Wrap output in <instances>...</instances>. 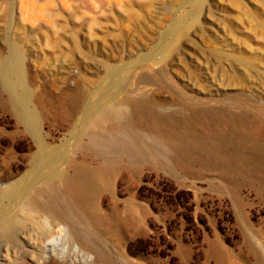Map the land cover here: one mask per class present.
Wrapping results in <instances>:
<instances>
[{"label": "rangeland", "instance_id": "rangeland-1", "mask_svg": "<svg viewBox=\"0 0 264 264\" xmlns=\"http://www.w3.org/2000/svg\"><path fill=\"white\" fill-rule=\"evenodd\" d=\"M79 168L81 202L57 176ZM10 187L11 214L48 211L14 226L34 249L0 235V264L42 262L61 227L46 264H82L70 228L97 264H264V0H0Z\"/></svg>", "mask_w": 264, "mask_h": 264}, {"label": "bare ground", "instance_id": "bare-ground-1", "mask_svg": "<svg viewBox=\"0 0 264 264\" xmlns=\"http://www.w3.org/2000/svg\"><path fill=\"white\" fill-rule=\"evenodd\" d=\"M20 14L24 19L28 20V22L29 21L30 22H36V21L41 20V14H39L38 12L37 13H28V11L26 10V7L25 8L22 7L20 9ZM166 46H167V42H165L162 47L165 48ZM4 79H5V83H6L7 88L10 89L11 86L8 82V77L4 76ZM108 93L109 92H107L106 97L109 96ZM110 100H112V99H110ZM25 117L33 125H35L37 127L39 126L40 117L36 111H34V110L25 111ZM39 172L41 173L42 176L49 174L48 170L42 166H41V168H39ZM64 172L65 173H63V170L60 169L59 174L57 175V176H60L61 184H63L64 189L69 190L71 195L73 197L77 198V200L79 202H81V200L90 191L89 184L83 178V175H82L83 170L81 168H79L77 173H75L73 175L66 174V171H64ZM53 173L50 172L51 175H53ZM102 175L103 174L100 172L98 174V177L99 176L101 177ZM193 185H196V182H193ZM18 195H19V193L14 188H11V187L7 188V189H3L0 191V235L5 236V237L9 238L10 240H12L14 245L20 246V247L25 248V249H34V244L32 243V240L30 239V237H28V235L26 233L18 234L13 229L17 223L19 224L23 220H27V219L33 220V219L37 218L36 216H32V215H29L27 217L26 213L28 211H30V212H34L36 214H39V211H40L38 208L39 206L35 201L30 200L27 204L23 205L22 207L21 206L18 207L19 213L11 214V211H10L11 209L9 210L8 206H12V205L15 206V205L19 204L18 199H20V198L18 197ZM4 203H6V204H4ZM46 211H48V210L40 211L43 213V215H41V216L44 217V212H46ZM39 217H40V215L38 216V218ZM34 221H36V220H34ZM61 228L58 230V232L54 231L56 238L53 241L51 240L50 244H48L49 247H46L47 244L41 246V244L39 243L40 244L39 247L41 248L40 253H41L42 262L40 260V262H35V264H46L45 263L46 262L45 261L46 256L44 254H46L47 252H48V255L47 254L46 255L49 256L50 253H52V254L55 253L57 255V252L66 251L67 247L69 246V242L67 241V238L65 237L64 231ZM77 229L70 228L68 230V235L72 239H74L76 243L80 244V245L76 244L73 246V254L75 255V259L81 260L82 264H97V263H95L96 261L92 262L90 259V255H91L90 250L94 249L93 242H91L88 239V237L84 236ZM10 248L11 247L7 246V248H3L1 250V252L6 253V255L8 256L9 253H11ZM27 253H29V252L27 251ZM19 254L21 255L20 252H19ZM98 255L100 257V253ZM14 256H15V254H14ZM7 259H9V258H7ZM30 259H32V258H30ZM7 261H9V260H7ZM34 261H35V259H34ZM43 261H45V262H43ZM11 263H13V262H11Z\"/></svg>", "mask_w": 264, "mask_h": 264}]
</instances>
